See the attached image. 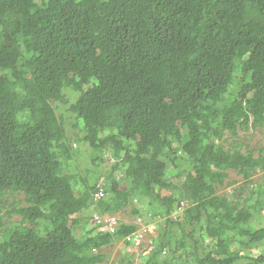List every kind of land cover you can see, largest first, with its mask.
I'll return each mask as SVG.
<instances>
[{
  "label": "trees",
  "instance_id": "16d2710c",
  "mask_svg": "<svg viewBox=\"0 0 264 264\" xmlns=\"http://www.w3.org/2000/svg\"><path fill=\"white\" fill-rule=\"evenodd\" d=\"M257 129L264 0H0V264H264Z\"/></svg>",
  "mask_w": 264,
  "mask_h": 264
},
{
  "label": "rangeland",
  "instance_id": "374dc122",
  "mask_svg": "<svg viewBox=\"0 0 264 264\" xmlns=\"http://www.w3.org/2000/svg\"><path fill=\"white\" fill-rule=\"evenodd\" d=\"M65 113H66V111L63 112L62 115L65 114ZM72 117L75 118V116L73 114H72ZM67 128H68V133H69L70 136H76V134H75L76 131H77L78 134L81 133V129L80 128H77L75 126L68 125ZM251 138L252 139H250V142L255 147H257V148L259 147L260 149L261 148H264V129H263V131L261 129H257L255 131V136L252 135ZM82 146H83L82 150L87 149V148H85V146H87V145H82ZM260 152H261V150H260ZM262 174H264V172H262V171L257 172L256 173V177H258L259 175H262ZM231 180H235L236 182L234 184H231V185H230V183H228L227 186L225 185L224 187H222L223 189H220L219 192H222V193L231 192L232 189L236 188L238 185H240L243 182V179L241 178V176L239 174H237L236 172H233L232 179ZM173 182H175V180H173ZM140 200H142V201H140ZM143 200H144V198H142V199H139L138 198L137 200H134L133 205H131L130 207H128V210H126V209L125 210H122L121 212L117 213V215L124 222H133L134 223L136 217H138V216L135 215V214H132L131 213V209H132L133 206H136L138 208L145 209L143 215H140V216H143V217L148 216L146 218H153V215H152V212H151V210L153 208L152 207L151 208L149 207L150 205H149V202L148 201H143ZM91 223H92V221H91ZM85 226H84L83 229H80L79 228L75 232L78 237H81L82 236L81 233H83V231L85 230ZM90 226H92V224L89 223L88 228H90ZM102 229L103 230H110L111 227H102ZM156 231L160 232V228L158 226H157V229L154 226L151 227V229H150V232L151 233H155ZM123 246L124 245H123L122 241L119 242V244L117 242L113 246V249H114L113 250V254H115V252H118L120 250L122 251ZM108 250L111 251V247H108ZM255 252H257V254H258L260 251L259 250H256Z\"/></svg>",
  "mask_w": 264,
  "mask_h": 264
},
{
  "label": "clouds",
  "instance_id": "9594fccd",
  "mask_svg": "<svg viewBox=\"0 0 264 264\" xmlns=\"http://www.w3.org/2000/svg\"><path fill=\"white\" fill-rule=\"evenodd\" d=\"M100 188H102V189L104 190V195L101 196V197H99V198H96V193L99 191ZM105 195H106V189H105V186L102 185L101 183H99V184L97 185L96 190L92 193V198H93L94 201L98 202V201L101 200V198H103ZM137 199H138V198H136V200H137ZM144 200H145V199H144ZM145 201H148V202H149V200H145ZM181 207H182V208H181ZM180 208H181L180 210H178V211H174V212L172 213V215H173L174 217H177L178 215H182V213L184 212V209H185L186 207L184 208V202H183V201L181 202V206H180ZM92 212L95 213L96 217H98V222H102V220H100V219H99V216H98V215H100V214H99V213H96V212H94V211H92ZM103 215H107V216H110V217H111L108 221H106V223L109 225L108 227H111V228L117 223L118 219H120V217H119L117 214H103ZM112 217L115 218V223H112V222H111ZM142 217H143V216H138V217H136L135 221H137V220H141V221H142ZM99 220H100V221H99ZM151 227H153V224H151L150 221H149L147 224H145V223L142 222V225H141L140 227H137V230H136V231H134V232H132V233H130V234H128V235H135V234L139 233L141 230H144L145 235H146V234H148V233H151V232H150ZM128 235H127V236H128ZM124 242H130V245H129L128 249H129V251H131V252H133V253L141 252V251H143V252H149V251L147 250V246H148L149 243H152V241L149 242V243L146 242V238H144V241L142 242V244L137 245V244L135 243V241H133V240H129V241H128V240L126 239V237L122 240V243H124ZM255 251H256V250H255ZM255 251H254V254H257V252H255ZM258 254H259V253H258Z\"/></svg>",
  "mask_w": 264,
  "mask_h": 264
},
{
  "label": "built area",
  "instance_id": "2783aa9c",
  "mask_svg": "<svg viewBox=\"0 0 264 264\" xmlns=\"http://www.w3.org/2000/svg\"><path fill=\"white\" fill-rule=\"evenodd\" d=\"M103 195H104V190L102 188H100L99 191L96 193V198H99V197H101ZM111 222L115 223V218L112 217ZM127 238L129 240L135 241V243L137 245H139V244H142V242L144 241L145 232H144V230H141L139 233H137L135 235H128Z\"/></svg>",
  "mask_w": 264,
  "mask_h": 264
},
{
  "label": "bare ground",
  "instance_id": "6f19581e",
  "mask_svg": "<svg viewBox=\"0 0 264 264\" xmlns=\"http://www.w3.org/2000/svg\"><path fill=\"white\" fill-rule=\"evenodd\" d=\"M96 213H99V211H95ZM104 217V216H103ZM137 227H140L142 225V221L141 220H137Z\"/></svg>",
  "mask_w": 264,
  "mask_h": 264
}]
</instances>
